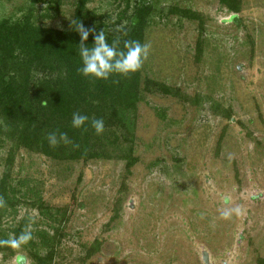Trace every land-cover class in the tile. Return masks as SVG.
Segmentation results:
<instances>
[{
  "label": "rangeland",
  "instance_id": "rangeland-1",
  "mask_svg": "<svg viewBox=\"0 0 264 264\" xmlns=\"http://www.w3.org/2000/svg\"><path fill=\"white\" fill-rule=\"evenodd\" d=\"M77 2L41 1L32 9L31 0H0V19L23 21L32 13L31 25L69 32ZM146 2L155 12L141 43V75L170 94H144L136 106L137 163L130 175L124 161H64L21 149L8 172L28 198L3 217L1 231L10 241L25 219L27 231L51 236L59 225L31 206L38 197L52 213H66L51 264H258L264 260V0H238L237 21L219 0ZM117 5L87 0L93 15L87 20L96 27L108 16L110 24L124 9V2ZM184 10L201 17L202 29ZM9 147H0V178ZM96 240L99 249L85 262ZM41 241L32 239L44 255ZM22 244L23 238L14 244L13 256L0 254V264H18L17 257L35 264Z\"/></svg>",
  "mask_w": 264,
  "mask_h": 264
},
{
  "label": "trees",
  "instance_id": "trees-1",
  "mask_svg": "<svg viewBox=\"0 0 264 264\" xmlns=\"http://www.w3.org/2000/svg\"><path fill=\"white\" fill-rule=\"evenodd\" d=\"M41 1L54 0H31L30 6L35 9ZM131 1L132 12L128 14ZM114 2L118 5L124 2L116 20L104 23L110 19L104 16L94 27L87 20L93 16L85 9L87 0H78L69 32L31 25L32 13L25 15L23 21L0 19V147L10 144L4 159L7 171L0 178V254L3 256H13L12 247L23 238L26 254L35 264H51L57 255L56 236L66 215L61 210L52 213L37 197L31 206L59 225L52 228V235L27 231L25 219L12 229V240L4 235L3 217L18 204L25 205L28 198L27 193L12 185L8 172L17 152L23 149L64 161L115 159L125 162V175L129 176L137 163L136 106L144 94H170L166 86L141 75V43L155 9L146 0ZM219 3L233 12L234 21L238 20V0H219ZM169 12L173 14L176 10ZM180 14L197 20L202 29L199 15L185 10ZM123 22L126 24L121 26ZM197 48L200 49L199 43ZM32 73L48 80L33 78ZM34 236L42 240L44 255L36 251L37 245L32 243ZM98 249L96 240L86 251L84 261ZM19 259L16 258L18 264ZM258 264H264V260L259 259Z\"/></svg>",
  "mask_w": 264,
  "mask_h": 264
},
{
  "label": "water",
  "instance_id": "water-1",
  "mask_svg": "<svg viewBox=\"0 0 264 264\" xmlns=\"http://www.w3.org/2000/svg\"><path fill=\"white\" fill-rule=\"evenodd\" d=\"M21 259H19V261H20Z\"/></svg>",
  "mask_w": 264,
  "mask_h": 264
}]
</instances>
